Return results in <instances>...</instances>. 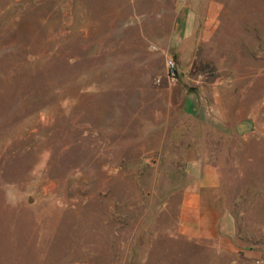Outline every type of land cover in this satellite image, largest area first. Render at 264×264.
<instances>
[{"label":"rangeland","instance_id":"obj_1","mask_svg":"<svg viewBox=\"0 0 264 264\" xmlns=\"http://www.w3.org/2000/svg\"><path fill=\"white\" fill-rule=\"evenodd\" d=\"M194 160L216 240L178 232ZM0 264H264V0H0Z\"/></svg>","mask_w":264,"mask_h":264},{"label":"crops","instance_id":"obj_2","mask_svg":"<svg viewBox=\"0 0 264 264\" xmlns=\"http://www.w3.org/2000/svg\"><path fill=\"white\" fill-rule=\"evenodd\" d=\"M186 184L178 207V232L190 239L216 240L234 224L224 211L220 178L206 160L186 164Z\"/></svg>","mask_w":264,"mask_h":264},{"label":"built area","instance_id":"obj_3","mask_svg":"<svg viewBox=\"0 0 264 264\" xmlns=\"http://www.w3.org/2000/svg\"><path fill=\"white\" fill-rule=\"evenodd\" d=\"M167 77L170 80L176 79V65L173 59L168 58L166 61Z\"/></svg>","mask_w":264,"mask_h":264},{"label":"water","instance_id":"obj_4","mask_svg":"<svg viewBox=\"0 0 264 264\" xmlns=\"http://www.w3.org/2000/svg\"><path fill=\"white\" fill-rule=\"evenodd\" d=\"M253 123L251 120L249 119H244L242 121H240L239 123H237L236 125V130L239 133H243L245 131H249L252 129Z\"/></svg>","mask_w":264,"mask_h":264}]
</instances>
